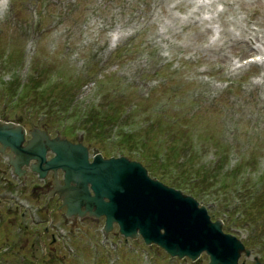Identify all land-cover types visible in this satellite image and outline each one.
<instances>
[{"label":"rangeland","instance_id":"1","mask_svg":"<svg viewBox=\"0 0 264 264\" xmlns=\"http://www.w3.org/2000/svg\"><path fill=\"white\" fill-rule=\"evenodd\" d=\"M2 3L0 119L27 129L45 125L52 134L73 135L89 145L101 137L88 135L90 127L81 118L90 111L108 113L115 105L130 129L112 132L108 123L102 125L107 144L99 145L101 153L122 152L172 187L179 170L190 175L237 170L250 186L257 183L264 171V0ZM254 55H261L258 63L241 65ZM14 76L19 84L11 92ZM31 78L37 87L29 86ZM42 91L50 93L37 94ZM58 98L74 100L73 108L58 107ZM77 105L85 109L81 118ZM122 134L131 135L128 143ZM176 143L180 156L160 164ZM153 159L162 166L156 168ZM218 163L223 166L217 168ZM4 170L2 162L0 264H208L204 253L195 261L170 258L140 237L125 241L116 226L105 245L102 218L68 219L57 197H48L50 187L40 186L44 180L30 173L14 180ZM199 185L204 191L196 198L199 205L264 261L260 249L248 244L249 225L220 214L239 205L232 203L235 196L240 199L232 184ZM174 188L187 193L184 187ZM257 215L251 213L255 224L264 219ZM238 263L253 261L242 254Z\"/></svg>","mask_w":264,"mask_h":264},{"label":"water","instance_id":"2","mask_svg":"<svg viewBox=\"0 0 264 264\" xmlns=\"http://www.w3.org/2000/svg\"><path fill=\"white\" fill-rule=\"evenodd\" d=\"M29 136L25 138L22 126L0 121V153L9 148L18 176H23V166L39 172V177L49 169H61L63 185L54 179L52 194L66 207L67 217H83L85 212L95 218L104 216L105 231L115 222L125 237L140 235L146 244L153 243L178 259H195L206 252L209 264H237L241 252L249 256L238 239L221 231V221L210 222L205 208L198 207L192 196L151 179L140 162L124 156L104 159L98 153L89 161L81 143L50 138L38 128ZM47 151L54 153L49 160ZM253 261L264 264L257 257Z\"/></svg>","mask_w":264,"mask_h":264},{"label":"trees","instance_id":"3","mask_svg":"<svg viewBox=\"0 0 264 264\" xmlns=\"http://www.w3.org/2000/svg\"><path fill=\"white\" fill-rule=\"evenodd\" d=\"M14 60V58H13ZM12 60V62H14ZM11 84V82H9ZM18 84L16 81L12 82L10 88L11 92H13V85L15 86ZM38 82L34 80V78L30 79V84L29 86L35 88L38 85ZM50 93V92H49ZM49 93L43 92L42 96H46ZM69 103V102H68ZM61 104V103H59ZM110 112L105 113L103 115H96L95 113L91 112L88 114L86 119L82 121V124L86 127H90L88 130V135L89 132H93V136H98L102 137V134L104 133L102 130V125L108 126L110 128H113L117 126V124L122 120H120L118 113L117 115V109L115 108V105L110 106L109 108ZM98 117L99 119H97ZM124 122V120H123ZM96 131V133H94ZM121 132V131H118ZM104 135V134H103ZM131 135L129 134H122V141L124 144L128 143L130 140ZM174 143V141H171ZM129 145L128 147H133L134 145L137 144ZM178 145L177 143L170 146V158L167 159V161H164L163 163L160 164H166L168 161L171 159L176 160L180 154H179V148L176 146ZM184 148L182 149V151ZM192 155V153L190 154ZM189 155V157H190ZM188 157V158H189ZM224 160H225V155H224ZM193 159H188L187 162H191ZM154 166L156 168L161 167L160 164L157 162L156 159H153ZM252 165V163L250 164ZM223 166V163H218L217 168H221ZM189 168L193 167L192 163H189L188 165ZM194 169V168H192ZM165 172V171H164ZM200 172H203L200 170ZM193 175H190V173H184L181 172L180 170L177 172L175 177L172 179L171 184L175 185L177 187H184L185 191L189 194H192L195 196V198H200L199 192H204L203 189L200 187V183H204L205 186L207 187L208 184L212 183H219L221 188H226L228 184H232L233 190L238 189L240 193L244 194H249L248 196L250 197V201L247 203L245 200L243 205H244V216L241 219H236L235 221L243 224V225H249L248 228V244H253V246L258 247L260 249V254L262 257H264V219L258 221L256 224L253 221L251 216V213L253 212L256 216H260L257 214H261V217L264 218V171L257 177V183L250 186L249 185V180L245 181L241 176L240 173H237V170H233L230 173H218L215 171H211L210 173H192ZM199 179V181H198ZM198 181V182H197ZM210 186V185H209ZM258 224V225H257Z\"/></svg>","mask_w":264,"mask_h":264},{"label":"flooded vegetation","instance_id":"4","mask_svg":"<svg viewBox=\"0 0 264 264\" xmlns=\"http://www.w3.org/2000/svg\"><path fill=\"white\" fill-rule=\"evenodd\" d=\"M40 129H43V127H40ZM46 130H47V129H46ZM47 132L49 133V136H50V137H53V136H55V135L58 133V132H56L55 134H52L51 131H48V130H47ZM27 137H28V136H27ZM65 137H67V139L70 140L71 142H77V141L81 140L80 138H73V135H67V134H66ZM82 142H83V141H82ZM83 144L87 147V149H88V151H89V157H88V159H89V161H91V160H92V152H93V150H96V149H95L96 147H91L90 145H88V143H84V142H83ZM5 155H10L8 149L5 150ZM101 155H102V157H103L104 159L107 158V157H109L108 155L104 154L103 152L101 153ZM51 156H52V154H50V153L47 154V158H50ZM2 162H3L4 166H5V170H4V172H5V173H12V172H11V165L8 164V158H7V157H2V156H1V157H0V163H2ZM23 170H24L23 173H25V175H26L27 173H30V174L34 173V172L30 171L29 168H27V167H25V166H23ZM52 173H53V172L49 170V171L47 172V174H46V177L44 178V179H45V182H46V184H47V186H48V181H49V183L51 184ZM56 173H57V177L59 178L61 184H63V172H62L61 170H57ZM33 175L36 176L35 174H33ZM46 179H47V180H46ZM51 186H52V184H51ZM51 186L49 185V186H48V189H49V187H50V189H52Z\"/></svg>","mask_w":264,"mask_h":264},{"label":"clouds","instance_id":"5","mask_svg":"<svg viewBox=\"0 0 264 264\" xmlns=\"http://www.w3.org/2000/svg\"><path fill=\"white\" fill-rule=\"evenodd\" d=\"M0 2H3V0H0Z\"/></svg>","mask_w":264,"mask_h":264},{"label":"bare ground","instance_id":"6","mask_svg":"<svg viewBox=\"0 0 264 264\" xmlns=\"http://www.w3.org/2000/svg\"><path fill=\"white\" fill-rule=\"evenodd\" d=\"M254 38H255V36H254Z\"/></svg>","mask_w":264,"mask_h":264}]
</instances>
